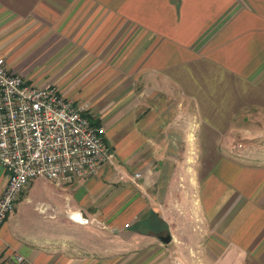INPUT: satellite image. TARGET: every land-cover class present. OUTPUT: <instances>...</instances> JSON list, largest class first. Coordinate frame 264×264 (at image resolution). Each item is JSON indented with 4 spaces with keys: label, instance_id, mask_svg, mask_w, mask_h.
Listing matches in <instances>:
<instances>
[{
    "label": "crops",
    "instance_id": "crops-1",
    "mask_svg": "<svg viewBox=\"0 0 264 264\" xmlns=\"http://www.w3.org/2000/svg\"><path fill=\"white\" fill-rule=\"evenodd\" d=\"M0 56L84 103L112 152L93 175L27 182L0 224V264H264V162L226 142L245 114H264V0H0ZM154 92L192 104L189 228L155 200V113L142 107ZM132 152L148 169L133 180ZM5 179L0 165V190Z\"/></svg>",
    "mask_w": 264,
    "mask_h": 264
},
{
    "label": "built area",
    "instance_id": "built-area-1",
    "mask_svg": "<svg viewBox=\"0 0 264 264\" xmlns=\"http://www.w3.org/2000/svg\"><path fill=\"white\" fill-rule=\"evenodd\" d=\"M82 108L55 85L34 84L9 71L0 56V165L6 173L0 224L31 178L93 175L111 160L103 126L92 123ZM139 175L135 171L130 178Z\"/></svg>",
    "mask_w": 264,
    "mask_h": 264
},
{
    "label": "rangeland",
    "instance_id": "rangeland-1",
    "mask_svg": "<svg viewBox=\"0 0 264 264\" xmlns=\"http://www.w3.org/2000/svg\"><path fill=\"white\" fill-rule=\"evenodd\" d=\"M152 96L151 100L144 97L142 107L152 106L151 112L155 113L150 126L154 132L148 137L152 144L149 146L150 150L145 153L149 161H158L149 171L157 191L155 200L164 211L168 213L174 211L173 219L179 226L185 222L189 228L190 222L197 221L193 217L190 218L191 220L187 218L184 211V208L189 210V207H192L190 200L195 190L197 153L194 144V128L196 121L193 119L192 104L183 102L176 95L164 96L160 92H154ZM79 103L85 107L84 103ZM244 117L236 122V126L230 130L231 135L226 137L228 147L229 143L237 144V146L239 144L237 149H233L234 151L228 150V154L249 163L264 162V114L251 112ZM138 154L128 153V166L123 167L125 172L148 170L129 164V161L135 163ZM34 192L49 201L55 197V193L48 188H38Z\"/></svg>",
    "mask_w": 264,
    "mask_h": 264
},
{
    "label": "water",
    "instance_id": "water-1",
    "mask_svg": "<svg viewBox=\"0 0 264 264\" xmlns=\"http://www.w3.org/2000/svg\"><path fill=\"white\" fill-rule=\"evenodd\" d=\"M158 238L162 241V242H168L170 239V235L166 232L164 234H159Z\"/></svg>",
    "mask_w": 264,
    "mask_h": 264
},
{
    "label": "trees",
    "instance_id": "trees-1",
    "mask_svg": "<svg viewBox=\"0 0 264 264\" xmlns=\"http://www.w3.org/2000/svg\"><path fill=\"white\" fill-rule=\"evenodd\" d=\"M90 121H91L92 123H97V121H95V120H94V121H93V120H90ZM159 223H161V224H162V221H161V220H159ZM161 224H160V225H161ZM163 226H165V224H164V223H163Z\"/></svg>",
    "mask_w": 264,
    "mask_h": 264
}]
</instances>
